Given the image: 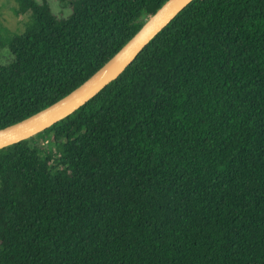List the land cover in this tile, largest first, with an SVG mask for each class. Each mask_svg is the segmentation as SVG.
Segmentation results:
<instances>
[{
	"label": "trees",
	"instance_id": "1",
	"mask_svg": "<svg viewBox=\"0 0 264 264\" xmlns=\"http://www.w3.org/2000/svg\"><path fill=\"white\" fill-rule=\"evenodd\" d=\"M15 1L0 128L165 0ZM0 264H264V0H191L86 103L0 148Z\"/></svg>",
	"mask_w": 264,
	"mask_h": 264
},
{
	"label": "water",
	"instance_id": "2",
	"mask_svg": "<svg viewBox=\"0 0 264 264\" xmlns=\"http://www.w3.org/2000/svg\"><path fill=\"white\" fill-rule=\"evenodd\" d=\"M191 0H165L142 26L89 78L72 91L29 116L0 128V148L27 139L86 103L133 61L147 43Z\"/></svg>",
	"mask_w": 264,
	"mask_h": 264
},
{
	"label": "rangeland",
	"instance_id": "3",
	"mask_svg": "<svg viewBox=\"0 0 264 264\" xmlns=\"http://www.w3.org/2000/svg\"><path fill=\"white\" fill-rule=\"evenodd\" d=\"M40 1V0H38ZM51 10L59 17H66L70 11V0H47ZM15 0H0V66L7 64L11 60L8 48V40L12 34L23 32L29 18V11L25 14L17 15Z\"/></svg>",
	"mask_w": 264,
	"mask_h": 264
}]
</instances>
